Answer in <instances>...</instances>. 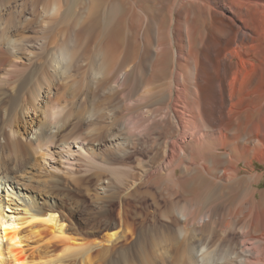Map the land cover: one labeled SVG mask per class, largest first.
Here are the masks:
<instances>
[{"label": "bare ground", "instance_id": "1", "mask_svg": "<svg viewBox=\"0 0 264 264\" xmlns=\"http://www.w3.org/2000/svg\"><path fill=\"white\" fill-rule=\"evenodd\" d=\"M72 2L0 0V134L24 164L108 172L96 227L82 241L1 175L0 264H264V0ZM148 156L129 185L107 166ZM142 185L163 209L131 203ZM156 226L172 242L151 260Z\"/></svg>", "mask_w": 264, "mask_h": 264}, {"label": "rangeland", "instance_id": "2", "mask_svg": "<svg viewBox=\"0 0 264 264\" xmlns=\"http://www.w3.org/2000/svg\"><path fill=\"white\" fill-rule=\"evenodd\" d=\"M71 2L72 4L69 10L71 12L72 11L75 12L74 8H76L78 4V0H71ZM51 45L53 46L54 43L53 44L51 43L49 47H51ZM7 100L8 99H4L3 102H0V108L3 106L4 107L9 106V103ZM1 104H3V106ZM2 109L3 108L0 109V133H2V130L4 128L3 125L6 121V116H4ZM75 112L76 110H73V113ZM32 116H34V114H32ZM83 130L84 128L82 129L80 128L78 133L80 134ZM81 135H82L81 137H85L84 134H81ZM0 142H1V145H0V152H1L0 153V169H1L0 176L6 175V174L9 176L12 175L15 177L16 181H19V183L20 181L23 182L24 180L23 183L25 186H27L28 190L32 191V193L34 192V194H37L38 196H42L43 198L47 200L46 201L47 204L43 206L52 205V204L56 205V212L65 217L66 224L69 230H71L70 232L72 235L78 238L80 237L83 238V239L80 238L82 241L84 240L89 241L92 238L90 232H92L93 229H95L96 227V221H95L96 207H95V196H94L96 180L98 176L100 175L103 177L107 176L108 172H106L103 169L96 168V167L87 166V165L85 166V164L81 162H77L76 164H73L72 166H65V165L62 166L61 165V167H59V165H56V168H52V169L47 168L48 166L47 167L44 166V164H42V162L38 160V158L40 157L39 156L40 154H37L36 157L34 156V159H32L29 163L24 164L22 162L23 160L22 156L19 153H17L18 155L17 154L14 155L15 148L13 147L11 142H9V144L7 143L5 136H2V135L0 136ZM107 155L108 154L106 153V149L101 148L100 150L95 152V156L97 159L96 161L102 163L103 160H107L106 158ZM151 156L153 157L154 155H151ZM151 156H148L150 158L145 157L143 162L140 163L141 165L138 164V160L129 158L124 161L123 160H119V161L113 160L115 162H111L109 160L110 165L107 164V166L108 167L110 166V168L116 169L115 171L117 175H119V177L123 181L124 185H127V184L129 185L135 179L138 180L137 177H139V172L142 168H145L144 165L146 163L149 165L155 162L153 161V158H151ZM154 159H156L155 156H154ZM144 161H145V164H144ZM260 163L261 162L259 161L255 162V169L253 171L264 174V164L263 163L260 164ZM116 164L118 166H116ZM126 166H128L129 168ZM46 169L47 171L48 170L49 171L45 172ZM132 169H135V170H132ZM136 169L138 172L136 171ZM248 171L251 172V170H248ZM259 188L264 189V177L261 180ZM132 189L130 191L131 192L130 201L131 203H134L137 209L140 208L139 210H141L142 212L145 211V213H153L156 210H160L164 208L163 200L162 198H160L161 197L160 194L155 191L153 186L149 187L148 185H142V187L137 186ZM119 190H121L120 193L123 195L122 193L123 188H120ZM119 190L113 193V197H118L119 195H121L118 192ZM153 216L156 217V214H153ZM143 233H144L143 242L147 246L146 254L149 255L148 257L151 260L153 259V257H155L156 249L159 248V245L161 246L163 245V243L172 242L171 240L172 234L168 232L167 230H163V228H161L160 226H156L150 230H146ZM249 246H252V245L248 244V247ZM250 248L252 247H249V249Z\"/></svg>", "mask_w": 264, "mask_h": 264}]
</instances>
